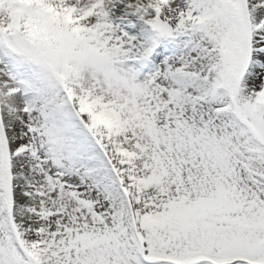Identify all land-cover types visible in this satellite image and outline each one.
I'll return each instance as SVG.
<instances>
[{
  "label": "snow or ice",
  "instance_id": "6c2138e0",
  "mask_svg": "<svg viewBox=\"0 0 264 264\" xmlns=\"http://www.w3.org/2000/svg\"><path fill=\"white\" fill-rule=\"evenodd\" d=\"M0 264H264V0H0Z\"/></svg>",
  "mask_w": 264,
  "mask_h": 264
}]
</instances>
